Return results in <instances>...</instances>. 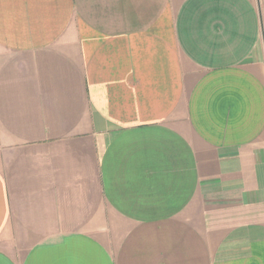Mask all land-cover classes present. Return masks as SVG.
<instances>
[{"label":"crops","instance_id":"crops-1","mask_svg":"<svg viewBox=\"0 0 264 264\" xmlns=\"http://www.w3.org/2000/svg\"><path fill=\"white\" fill-rule=\"evenodd\" d=\"M0 264H264V0H0Z\"/></svg>","mask_w":264,"mask_h":264}]
</instances>
